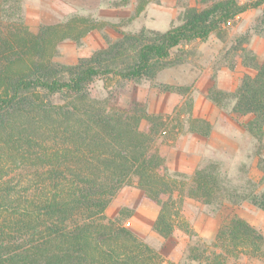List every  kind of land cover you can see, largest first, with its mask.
I'll return each mask as SVG.
<instances>
[{
	"label": "trees",
	"instance_id": "trees-1",
	"mask_svg": "<svg viewBox=\"0 0 264 264\" xmlns=\"http://www.w3.org/2000/svg\"><path fill=\"white\" fill-rule=\"evenodd\" d=\"M22 2L0 0V264H175L161 260L124 224L134 213L131 205L114 218L106 209L136 178L144 195L159 205L154 230L181 244L193 229L180 213L176 192L217 202L223 188L218 166L196 168L188 185L178 184L155 144L165 130L164 116L149 112L144 101L124 107L96 99L89 85L98 78L152 79L184 61L182 46L212 34L224 38L229 21L264 0H201L202 7L188 8L181 22L164 32L124 33L73 64L54 60L57 45L78 41L91 26L81 27L86 20L76 16L33 32ZM241 39L224 58L231 69L241 64L253 72L231 92L213 83L207 97L217 106L233 98L232 112L248 117L245 131L261 140L264 59ZM181 89L163 85L165 91ZM192 105L189 98L181 110L188 114V130L209 136L211 121L193 116ZM21 163L22 179L13 181L8 165ZM261 169L264 174V165ZM250 202L264 210V188L251 194ZM240 256L264 261V234L238 215L220 223L214 249L195 244L188 253L201 264H230Z\"/></svg>",
	"mask_w": 264,
	"mask_h": 264
},
{
	"label": "rangeland",
	"instance_id": "rangeland-1",
	"mask_svg": "<svg viewBox=\"0 0 264 264\" xmlns=\"http://www.w3.org/2000/svg\"><path fill=\"white\" fill-rule=\"evenodd\" d=\"M201 0H53L57 11H39L22 6L24 20L31 31L37 32L43 24L66 22L80 17L90 27L78 41L67 39L57 45L54 60L73 64L81 57L108 47L124 33H136L142 29L164 32L181 22L183 13L190 7H202ZM240 3L255 0H238ZM69 4L79 6L75 11ZM227 35L215 34L205 41L197 40L181 47L186 53L184 61L166 68L152 79L138 81L109 77L95 79L89 85L90 95L96 99H108L126 107L131 100L144 101L149 112L164 116V132L155 144L165 154L170 176L180 185H188L194 170L211 162L217 164L222 182V194L217 202L203 203L186 193L176 192L181 215L193 229V236L181 244L174 239L160 236L153 228L159 205L148 199L131 178L115 194L106 209V216L114 218L123 205H131L133 215L125 220L141 240L148 244L166 263L201 264L188 258L191 245H201L209 251L214 249V238L220 223L233 215L250 222L264 234V210L250 202V196L264 188V136L261 140L251 137L244 129L248 117L232 112L234 99L221 106L207 97L214 83L217 88L231 92L236 89L246 73L252 69L238 64L231 69L225 53L231 45L253 50L259 60L264 59V4L250 8L229 21ZM175 52H178L175 50ZM181 86L180 91H165L163 85ZM192 100V115L211 121L212 131L203 137L188 130L185 103ZM144 126V123H143ZM8 177L19 181L21 164L8 165ZM13 169V170H12ZM29 176H27L28 178ZM26 178V177H25ZM264 264V261L240 256L230 264Z\"/></svg>",
	"mask_w": 264,
	"mask_h": 264
},
{
	"label": "crops",
	"instance_id": "crops-1",
	"mask_svg": "<svg viewBox=\"0 0 264 264\" xmlns=\"http://www.w3.org/2000/svg\"><path fill=\"white\" fill-rule=\"evenodd\" d=\"M73 1V0H71ZM28 2H32L31 3V6L28 4ZM24 3H27L28 5H26L24 7ZM22 6L24 8H29V6L31 7L32 10H35L36 12H39V11H53V10H58L57 7L54 8V5H53V0H23L22 2ZM68 6L72 7L75 11H77L79 9V6L74 4V6L72 4H69Z\"/></svg>",
	"mask_w": 264,
	"mask_h": 264
}]
</instances>
